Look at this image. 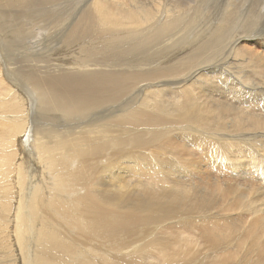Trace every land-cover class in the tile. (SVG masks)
<instances>
[{
  "label": "bare ground",
  "instance_id": "bare-ground-1",
  "mask_svg": "<svg viewBox=\"0 0 264 264\" xmlns=\"http://www.w3.org/2000/svg\"><path fill=\"white\" fill-rule=\"evenodd\" d=\"M219 1L0 0V264H264V0Z\"/></svg>",
  "mask_w": 264,
  "mask_h": 264
},
{
  "label": "rangeland",
  "instance_id": "rangeland-1",
  "mask_svg": "<svg viewBox=\"0 0 264 264\" xmlns=\"http://www.w3.org/2000/svg\"><path fill=\"white\" fill-rule=\"evenodd\" d=\"M203 1L204 0H184V3L185 4H188L189 6V8H195L196 6H199L201 3H203ZM223 2H221V0L219 1V3H220V5H222V6H224L223 4H224V0H222ZM254 0H244L243 1V3H244V6H243V9L244 8H248L249 6H250V4L253 2ZM196 3V4H195ZM195 5V6H194ZM245 9V10H246ZM21 10H24L23 8H21ZM246 21V17L244 16V14H242V21H241V25H242V23H244ZM209 23V22H208ZM20 41H21V38H20ZM229 42V39H228V37H226L225 39H224V45H226L227 43ZM253 43V42H252ZM253 45V44H252ZM258 45H255V47L253 48V49H258ZM22 51V49L20 48V52ZM31 69V68H30ZM196 156H197V153H196ZM198 157H200V154H198ZM202 167L203 168H201L199 171H202V170H204L205 169V167H206V169H205V172L203 171V172H201V173H203L202 174V176H201V173H200V175H199V177H201L200 179L201 180H203L202 181V183H200V181H198L197 183V186H199L200 187V189L204 192V194L206 195V197L207 198H213V196H214V191L216 190V183H214V182H212V179H213V181L216 179V173H215V169H216V167L214 168H212L211 169V167L210 166H208V164L206 165V163H205V165L203 164V162H202ZM210 169V170H209ZM211 170H213V172L211 171ZM205 173V174H204ZM210 173V174H209ZM196 175V174H195ZM192 177V176H191ZM205 179V180H204Z\"/></svg>",
  "mask_w": 264,
  "mask_h": 264
}]
</instances>
